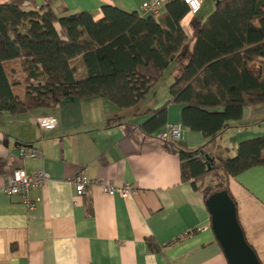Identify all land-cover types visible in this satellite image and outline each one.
I'll use <instances>...</instances> for the list:
<instances>
[{
    "label": "crops",
    "instance_id": "1",
    "mask_svg": "<svg viewBox=\"0 0 264 264\" xmlns=\"http://www.w3.org/2000/svg\"><path fill=\"white\" fill-rule=\"evenodd\" d=\"M143 1L0 3L25 8L48 4L58 13L88 11L99 19L105 4L141 15ZM216 1L204 0L198 12H188L181 20L189 42ZM55 28L61 33L57 23ZM177 74L178 68H167L154 88L128 108L94 96L66 98L47 109L0 113V188L18 166L30 173L39 169L49 173L44 186L29 192L31 207L20 195L0 190V264H228L200 189L192 180L182 181L177 151L156 137L165 125L181 123L182 136L174 141L178 147L192 149L208 141L182 123V106L171 101L169 86ZM14 76L22 81L21 73ZM164 105L165 123L143 131L153 111ZM40 115L54 116L57 126L42 130L35 121ZM115 117L120 121L106 126ZM260 135H264V103L243 107L241 117L228 120L206 150L234 155L241 141ZM19 147L38 148L43 157L22 161ZM79 172L94 181L128 184L136 192L129 197L107 195L96 183L77 195L71 180ZM228 190L244 237L264 264V166L231 177ZM147 239L160 249L149 250Z\"/></svg>",
    "mask_w": 264,
    "mask_h": 264
},
{
    "label": "trees",
    "instance_id": "2",
    "mask_svg": "<svg viewBox=\"0 0 264 264\" xmlns=\"http://www.w3.org/2000/svg\"><path fill=\"white\" fill-rule=\"evenodd\" d=\"M188 12L183 0H168L157 17L105 4L99 19L88 11L58 13L48 4L0 3V113L94 96L132 107L174 66L171 101L182 106V123L208 141L192 149L173 140L164 145L177 151L182 181L192 180L204 200L221 189L233 200L229 179L264 166V135L241 141L234 155L210 154L206 147L243 107L264 103V0H218L190 42L181 25ZM166 110H154L142 130L164 124ZM146 244L160 249L153 239Z\"/></svg>",
    "mask_w": 264,
    "mask_h": 264
},
{
    "label": "built area",
    "instance_id": "3",
    "mask_svg": "<svg viewBox=\"0 0 264 264\" xmlns=\"http://www.w3.org/2000/svg\"><path fill=\"white\" fill-rule=\"evenodd\" d=\"M168 0H144L141 4V15H153L157 17L163 10L165 3ZM189 9V12H197L204 0H183ZM36 123L42 130H50L57 126V119L52 115H40L35 119ZM183 125L167 124L159 132L156 137L162 143L169 140H179L182 136ZM18 156L23 161L25 159H37L43 157V152L34 147H19ZM49 179V173L44 169H39L34 172H28L23 166L16 167L11 176L8 177L5 184L0 190L7 194H18L27 203L29 207L33 206V201L28 197L31 190L38 189L45 185ZM71 183L77 195H82L85 190L94 185L99 184L101 191L107 195H119L121 197H129L136 192L135 188L125 184L116 186L106 181H94L87 178L83 172H79L72 178Z\"/></svg>",
    "mask_w": 264,
    "mask_h": 264
},
{
    "label": "water",
    "instance_id": "4",
    "mask_svg": "<svg viewBox=\"0 0 264 264\" xmlns=\"http://www.w3.org/2000/svg\"><path fill=\"white\" fill-rule=\"evenodd\" d=\"M218 1H216L217 4ZM211 226L228 264H261L247 243L236 216L233 200L224 189L212 192L205 200Z\"/></svg>",
    "mask_w": 264,
    "mask_h": 264
}]
</instances>
